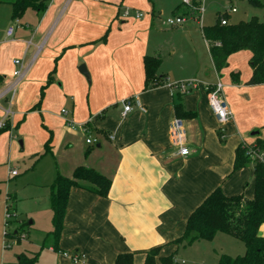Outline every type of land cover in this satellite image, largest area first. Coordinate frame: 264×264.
Wrapping results in <instances>:
<instances>
[{
    "label": "crops",
    "instance_id": "0c3cea01",
    "mask_svg": "<svg viewBox=\"0 0 264 264\" xmlns=\"http://www.w3.org/2000/svg\"><path fill=\"white\" fill-rule=\"evenodd\" d=\"M197 3L192 1L194 7ZM124 8L143 17H124ZM185 9L175 3L169 16L197 15ZM0 14V88L12 80L14 60L30 63L18 83L8 127L0 130L4 215L9 205L18 216L17 202L29 197L28 190H35V199L46 196L50 201L56 176L71 178L79 166L110 180L106 197L82 188L83 182L69 189L59 234L48 236L51 244L45 256L38 254V264H114L119 253H131L133 264H144L146 253L155 247L156 264L171 254L175 263H206L211 248L207 244L223 233L212 241H174L213 190L254 196L252 165L233 169L236 147L264 138V83H247L251 53L231 54L217 72L202 25H192L195 20L187 18L183 25L166 26L164 9L153 0H45L44 11L28 8L17 19L8 3H0ZM145 56L160 58L158 83L148 88ZM187 80H195V88L181 92L169 86ZM217 82L223 85L232 115L222 133L205 89ZM125 99L132 100V110L122 116ZM175 103L192 115L177 116ZM0 106H7L4 99ZM61 109H67L74 126L67 125ZM174 117L184 120L189 149L185 156L178 154L169 134ZM80 124H85L84 131ZM88 136L96 143L86 144ZM260 153L264 161V150ZM14 221L17 217L10 223ZM51 225L46 235L53 231L52 210ZM3 228L4 222L0 264H7ZM258 234L264 237V222ZM75 252L82 256L79 262L71 260ZM243 252L244 246L227 255ZM221 254L213 251L216 263Z\"/></svg>",
    "mask_w": 264,
    "mask_h": 264
},
{
    "label": "trees",
    "instance_id": "16d2710c",
    "mask_svg": "<svg viewBox=\"0 0 264 264\" xmlns=\"http://www.w3.org/2000/svg\"><path fill=\"white\" fill-rule=\"evenodd\" d=\"M248 2L251 6L263 10L261 19L252 16L247 21L240 20L236 23L221 25L217 17L214 24L202 25L200 28L208 45L213 67L217 72L226 66L227 58L231 54L240 50H248L251 53L252 74L247 83L260 84L264 83V0H248ZM0 3H8L11 6L13 19L20 18L28 8L38 12L45 9V0H0ZM159 64L158 56L144 57L146 88L158 83L155 70ZM174 109L179 117L192 115L184 112L179 103L174 104ZM262 150H264V138L257 139L252 146L239 144L235 149L233 169L246 164H251L253 167L255 181L253 198L246 199L242 194L226 196L220 188L213 190L191 212L187 218L184 233L174 241L175 244L187 245L196 240L212 241L214 236L220 232L240 241L244 246V252L234 257L221 254L216 264H264V237L258 234L259 226L264 222V161L259 157ZM79 182L86 184L82 188L102 197L107 196L110 180L89 168L83 166L75 168L71 178L57 175L50 185L53 223L51 235L53 234L55 238L61 228L69 189L73 186H80ZM8 235L4 241V248H8L10 242L20 241L19 230L16 229ZM54 250H56L55 247ZM158 252L159 247L149 250L145 255L144 264H156ZM37 259L38 252L32 255L20 253L16 264H38ZM159 261L161 264H196L175 263L174 254L159 257ZM114 264H133V255L119 253Z\"/></svg>",
    "mask_w": 264,
    "mask_h": 264
},
{
    "label": "rangeland",
    "instance_id": "374dc122",
    "mask_svg": "<svg viewBox=\"0 0 264 264\" xmlns=\"http://www.w3.org/2000/svg\"><path fill=\"white\" fill-rule=\"evenodd\" d=\"M140 2L142 0H139ZM158 3L159 8L164 9V19L170 14V9L173 4H181L180 0H153ZM194 2H198L197 6L202 8L200 13V18L195 19L192 25H212L215 23V20L220 15H225V18L229 23H236L240 20L247 21L252 16H257L259 19L262 18V9L253 7L249 4L248 1L243 0H194ZM195 6V7H197ZM230 6L236 8V12H227L226 9H229ZM190 12L194 10L192 8L185 9ZM219 12V14H218ZM226 12V13H225ZM1 15V14H0ZM4 17H6V12L4 13ZM1 22V20H0ZM183 54L186 52V49L182 50ZM21 177L19 176L16 180L20 181ZM15 181V179H14ZM12 181V182H14ZM11 186V187H10ZM8 187H10V191H12V183H9ZM15 189V188H14ZM35 190H28L29 197L20 199L18 203V216L17 221L9 224L8 228H6L9 233H11L14 229L19 230V238L20 241L16 243H11L9 249H7V264H15V256L20 253H24L26 255H32L34 252H38V254H42V256L47 254V248L49 246L51 238L46 235L47 232L52 228L51 225V207L50 201L46 196L41 197L40 199H35L36 192ZM5 185L0 183V224L3 225L5 220L4 215V207H5ZM32 222L31 224H28ZM4 229V228H3ZM216 238L213 242H210L207 245H211L209 259L207 258L206 262L208 264L216 263L215 256L212 255L214 252H223L225 254H236L240 252L243 248V244L226 235L222 234ZM46 236V237H45ZM24 237V238H23ZM222 237V238H221ZM23 238V239H22ZM48 238V239H47ZM44 240V242H43ZM191 253V252H190ZM16 256V257H17ZM198 262V261H197ZM202 262V261H200ZM199 264V262H198Z\"/></svg>",
    "mask_w": 264,
    "mask_h": 264
},
{
    "label": "built area",
    "instance_id": "2783aa9c",
    "mask_svg": "<svg viewBox=\"0 0 264 264\" xmlns=\"http://www.w3.org/2000/svg\"><path fill=\"white\" fill-rule=\"evenodd\" d=\"M181 1V5L183 7L188 8H192L194 11H196L195 16L189 15V16H184V15H172L169 16L165 19L164 23L166 26L168 27H174V26H179V25H183L186 21L187 18L190 19H196L200 18V13L202 11V8L199 6L194 7L192 4L193 0H180ZM243 1H248V0H243ZM227 12H236V8L233 6H230L229 9H226ZM226 13V12H225ZM122 15L124 17H128V16H133L135 19H139L143 17V13L140 11H132L129 8H124L122 10ZM219 22L221 25H226L228 24V20L225 18V15H220L219 16ZM13 27H9L7 29V35L11 36L13 33ZM31 44L30 41L27 42V45ZM218 45V44H217ZM41 46L37 47V51H39ZM14 65H15V69L12 72V80L10 82H8L7 84H5L2 88H0V100L4 99L7 103L6 107H1L3 111L2 116L0 117V130L6 128L7 123H8V118L12 115V111H11V105H12V101L14 99V96L16 94L17 91V86L18 83L20 81V79L25 75L29 64L24 65L22 63L21 60L16 59L13 61ZM195 84L196 81L195 80H187V81H182V82H176V83H171L169 84L170 87L175 88L181 92H186L189 91L193 88H195ZM206 89V99H207V104L209 106V108L211 109L218 125H219V131L220 133H222L223 130V125L229 121L232 117L231 115V111L230 108L227 104V101L224 97L223 94V85L220 82H217L215 84L212 85H207L205 87ZM132 100L131 99H125L122 101V105H123V110L121 115L125 116L126 113L130 112L132 110ZM137 107L140 110H144L143 107L136 102ZM68 111L67 109H61L60 114L61 116L65 119L67 125L70 126H74V123L68 118ZM78 127L81 130H85L86 126L85 124H80L78 125ZM169 134L173 140V142L176 144V146L178 147V154L180 155H187L189 153V149L186 146L185 142H184V136H185V132H184V120L182 118L179 117H174L171 120L170 126H169ZM86 144L88 145H93L96 143V139H94L93 137L88 136L85 139ZM259 157L260 159L262 158V154L259 153ZM11 175H16V171L11 170L10 171ZM17 217L16 213L11 209V207H9V205H7L6 209H5V221H4V228H5V232H4V238L6 239V235H8L7 229L10 221L12 219H15ZM71 260L73 262H79L82 259V256L79 253H72L70 255Z\"/></svg>",
    "mask_w": 264,
    "mask_h": 264
}]
</instances>
